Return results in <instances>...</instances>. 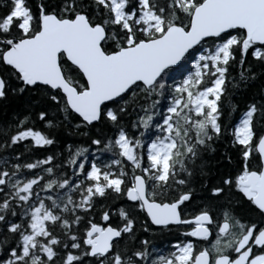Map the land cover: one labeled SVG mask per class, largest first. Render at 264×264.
<instances>
[{
  "label": "snow or ice",
  "instance_id": "obj_1",
  "mask_svg": "<svg viewBox=\"0 0 264 264\" xmlns=\"http://www.w3.org/2000/svg\"><path fill=\"white\" fill-rule=\"evenodd\" d=\"M249 55L264 68V0H40L35 12L28 0H0V99L11 78L31 100L0 129V264H264V125L255 120L264 103L221 124L229 67L256 78ZM130 110L135 135L122 123ZM72 121L110 127L90 139L108 162L72 145L63 163L60 152L24 163L11 153L24 141L56 143L37 123L51 131ZM221 137L237 167L213 174L193 203L197 160ZM244 208L258 219L237 215ZM149 223L190 230L167 255H150L138 235ZM210 236L199 250L188 239Z\"/></svg>",
  "mask_w": 264,
  "mask_h": 264
},
{
  "label": "trees",
  "instance_id": "obj_2",
  "mask_svg": "<svg viewBox=\"0 0 264 264\" xmlns=\"http://www.w3.org/2000/svg\"><path fill=\"white\" fill-rule=\"evenodd\" d=\"M40 0H28L29 6L32 10L36 11V5ZM248 63L252 64L251 72L247 73L249 77L254 73L256 78L248 80H240L239 69L236 67H229L227 74V80L225 84V91L223 93L222 99L220 101V107L223 113L221 124L225 126H231L235 124L241 116L242 111L249 103H257V106L264 103V68L255 64L252 58L248 57ZM248 64L245 65L247 67ZM8 80V86L6 87V96L0 99V129H8V126L15 125L17 119L28 114L31 104V100L28 93L24 94H14L12 87L15 86V81L11 78H6ZM237 87H233V85ZM232 106H235V112H232ZM232 112L231 115L229 113ZM33 118H35V113H32ZM137 119V114L131 113L123 118L122 123L128 128L130 134L135 135L131 132V121ZM255 120L259 122L260 125H264V119H261L259 114H257ZM76 121L71 123L62 124L59 128H53L51 131L45 129L40 123L36 124V127L54 137L56 143L51 146H46L45 148H33L29 141H24L19 145H16L11 149V153L14 155L16 153L21 154V163L32 162L39 158H44L47 155H54L57 152L62 153L58 162L63 163V161L69 155V152H65L66 145H72L70 151H74L76 147H86L90 149L91 152H95L99 158V162L106 163L110 160L111 154L103 150V145L99 148L95 145H91L90 139L99 137L104 139L106 136L111 135L110 127L98 126L97 128L81 127L76 129L73 125ZM260 127H257V131H260ZM4 136L0 132V142H2ZM214 149V151H212ZM3 154V153H0ZM231 156V163L228 161V157ZM238 153L234 149L227 137H221L219 140H214L211 144V149L206 150L202 154V159L197 160V170L194 174V186L197 189V197L194 199L193 203L198 202L199 195L202 192L201 185L205 182L211 183L214 180L213 174L218 175L221 172H226L228 170H234L237 167ZM203 164V170L209 175L207 177H202L200 175L199 165ZM63 170V169H62ZM123 204V201L117 200L113 202V208H118ZM191 205L189 206V209ZM245 212V213H244ZM244 212L240 209H236L237 215H241L245 219H258L254 212H250L247 208H244ZM118 216L114 218L113 223L118 220ZM149 232H143L142 226L139 230L140 238H148L151 241L149 247L150 255H155L156 253L162 254L164 250L163 247L180 240V232L185 231L184 226L173 227L171 231L165 229L161 232L157 227H153L149 224ZM159 231V232H158ZM155 249V252H153ZM168 253V250H166Z\"/></svg>",
  "mask_w": 264,
  "mask_h": 264
},
{
  "label": "flooded vegetation",
  "instance_id": "obj_3",
  "mask_svg": "<svg viewBox=\"0 0 264 264\" xmlns=\"http://www.w3.org/2000/svg\"><path fill=\"white\" fill-rule=\"evenodd\" d=\"M228 139V141L230 142V145L232 146V141L229 139V138H227ZM233 147V146H232ZM235 149V148H234ZM241 210V209H240ZM241 211H243L244 212V209L243 210H241ZM245 213V212H244ZM150 224V223H149ZM153 227H155V226H153ZM185 228V231L186 230H190V229H188L187 228V226H184ZM159 232V231H158ZM180 240H178V241H176V242H181V241H184L185 240V238L183 237V235H182V232H180ZM188 239H191L192 241H193V243H194V245H195V249L196 250H199V249H203L204 247H210V243H211V241H212V239H214V236H210V239H209V241L208 242H202V241H197V240H195V238H188ZM175 241L174 242H172L171 244H169V245H165L164 247H163V251H162V254L163 255H167L168 253L166 252V250H168V252L169 251H171L172 250V244L173 243H176Z\"/></svg>",
  "mask_w": 264,
  "mask_h": 264
},
{
  "label": "water",
  "instance_id": "obj_4",
  "mask_svg": "<svg viewBox=\"0 0 264 264\" xmlns=\"http://www.w3.org/2000/svg\"><path fill=\"white\" fill-rule=\"evenodd\" d=\"M156 227V226H155Z\"/></svg>",
  "mask_w": 264,
  "mask_h": 264
}]
</instances>
